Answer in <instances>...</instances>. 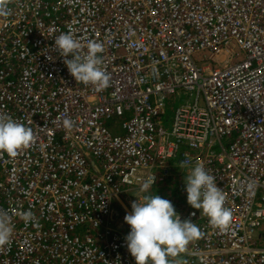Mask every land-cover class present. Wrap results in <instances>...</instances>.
<instances>
[{
    "label": "built area",
    "instance_id": "obj_1",
    "mask_svg": "<svg viewBox=\"0 0 264 264\" xmlns=\"http://www.w3.org/2000/svg\"><path fill=\"white\" fill-rule=\"evenodd\" d=\"M8 7L0 115L31 127L36 140L15 157L0 153V211L13 225L0 264H136L125 204L182 161L190 162L183 170L199 162L215 177L233 213L221 232L202 211H187L203 236L182 253L185 264H264V0ZM69 26L82 44H103L107 89L69 73L54 46ZM170 98L185 101L167 120ZM28 211L34 221L26 224L20 214Z\"/></svg>",
    "mask_w": 264,
    "mask_h": 264
},
{
    "label": "clouds",
    "instance_id": "obj_2",
    "mask_svg": "<svg viewBox=\"0 0 264 264\" xmlns=\"http://www.w3.org/2000/svg\"><path fill=\"white\" fill-rule=\"evenodd\" d=\"M11 0H0V17L10 14ZM73 28L61 33L54 39V46L64 58V63L71 76L84 85H92L97 91L110 86L111 74L102 67L104 51L102 43L89 39L85 44L74 39ZM86 47L87 51L83 52ZM71 56V59L68 57ZM67 129L73 127L71 119L64 120ZM36 137L31 127L15 121L10 116L0 115V153L9 157L17 156L22 149L35 143ZM190 162L182 161L180 167H187ZM155 179L146 180L141 192H147ZM252 184H249V188ZM185 190L187 203L202 211L208 217L209 225L221 232H227L233 220L232 210L225 207L226 197L202 164L191 168L186 177ZM132 211L126 214L124 221L130 225V232L125 237L128 251L136 264H179L178 257L187 250V246L199 240L201 229L189 220L181 221L173 204L159 195H145L142 201H134ZM20 218L27 224L34 221L31 211L23 212ZM13 225L7 212L0 211V247L11 243Z\"/></svg>",
    "mask_w": 264,
    "mask_h": 264
},
{
    "label": "rangeland",
    "instance_id": "obj_3",
    "mask_svg": "<svg viewBox=\"0 0 264 264\" xmlns=\"http://www.w3.org/2000/svg\"><path fill=\"white\" fill-rule=\"evenodd\" d=\"M184 101H185V99L183 98V99H176V101L175 102H173V99L172 98H170V101H168L167 102V111H166V115H165V117H164V119H167L168 120V118H170L171 116H172V111L175 109V108H177V107H179L181 104H183L184 103ZM192 100H190V102H191ZM172 102V104H170ZM164 126L165 127H167V125H165L164 124ZM181 172L182 173H180V174H175V175H173V174H171V177L170 178H173L174 179V181L175 180H178L179 178H182V179H184L185 181H186V177H187V175L189 174V171H187L186 169H184L183 170V168H182V170H181ZM170 178H168V179H170ZM167 179V180H168ZM162 183V182H161ZM158 184H160V183H158ZM157 184V185H158ZM157 185H154L149 191H147V193L146 194H144L142 197H139V196H137V195H132V197H130V200H132L133 202L134 201H139L140 200V198H143L145 195H151V192H152V190H153V188L155 187V186H157ZM161 187H162V191H163V195H159L161 198H164V199H167V200H170V199H173L174 198V196L168 191V186L166 185V184H162L161 185ZM123 200L125 199V197H121ZM132 202V203H133ZM132 205V204H131ZM131 207V206H130ZM191 210H196V212H198L199 210L198 209H193L192 207H190L189 206V204L188 203H186V204H183L180 208H179V211H181V212H186V211H191ZM182 216V218H181V221H184V220H188L187 219V214H183V215H181ZM192 223H195L196 225H197V223H198V219L196 218L195 220H193V221H191ZM130 226V225H129ZM178 258H183V261L181 262V260L180 259H178ZM177 259H178V261H179V264L181 263V264H185V256L181 253L180 254V256L178 257Z\"/></svg>",
    "mask_w": 264,
    "mask_h": 264
},
{
    "label": "trees",
    "instance_id": "obj_4",
    "mask_svg": "<svg viewBox=\"0 0 264 264\" xmlns=\"http://www.w3.org/2000/svg\"><path fill=\"white\" fill-rule=\"evenodd\" d=\"M185 180L182 178H179L178 180H175L173 178H170L157 186L159 188H156L155 186L151 192V195H163L162 191V184H166L168 186V191L174 196L173 199H170L169 201L173 204L176 212L179 211V208L186 203L187 200V193L185 190Z\"/></svg>",
    "mask_w": 264,
    "mask_h": 264
},
{
    "label": "crops",
    "instance_id": "obj_5",
    "mask_svg": "<svg viewBox=\"0 0 264 264\" xmlns=\"http://www.w3.org/2000/svg\"><path fill=\"white\" fill-rule=\"evenodd\" d=\"M171 173H172L173 175H175V174H180V173H182V172H181V170H173V169H172V170H171ZM156 188H159V186H157ZM142 199H143V198H140L139 201H142ZM186 203H187V200H186ZM186 203H185V204H186ZM125 206H126L127 212L124 211V213H125V214L123 215L124 217H125L126 214H130L131 211H132V208L130 207V205L128 206L127 203H126ZM189 206H190V205H189ZM190 207H191V206H190ZM177 213H180L181 215H183V214H186L187 211H186V212L177 211ZM126 225H128V224L126 223ZM178 259H180L181 262L183 261V258H178ZM180 264H181V263H180Z\"/></svg>",
    "mask_w": 264,
    "mask_h": 264
}]
</instances>
